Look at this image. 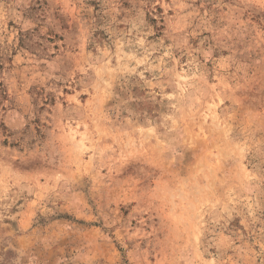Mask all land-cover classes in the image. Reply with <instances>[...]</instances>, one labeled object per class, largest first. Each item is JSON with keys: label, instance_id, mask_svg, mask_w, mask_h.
Returning <instances> with one entry per match:
<instances>
[{"label": "rangeland", "instance_id": "obj_1", "mask_svg": "<svg viewBox=\"0 0 264 264\" xmlns=\"http://www.w3.org/2000/svg\"><path fill=\"white\" fill-rule=\"evenodd\" d=\"M0 264H264V0H0Z\"/></svg>", "mask_w": 264, "mask_h": 264}]
</instances>
